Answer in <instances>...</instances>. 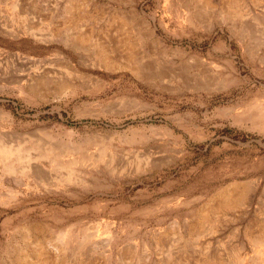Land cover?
Wrapping results in <instances>:
<instances>
[{"label":"rangeland","instance_id":"374dc122","mask_svg":"<svg viewBox=\"0 0 264 264\" xmlns=\"http://www.w3.org/2000/svg\"><path fill=\"white\" fill-rule=\"evenodd\" d=\"M185 1L0 0V142L52 158L36 159L45 179L0 162V264H264V129L249 117L264 106V0H211L198 14ZM69 5L86 18L75 29ZM109 8L139 15L124 26ZM128 34L145 37L129 63L140 74L123 64ZM36 76L53 83L34 91ZM82 154L98 165L80 159L82 182L61 180L53 158ZM241 188L243 202L217 208ZM202 205L207 220L191 228ZM58 231L75 243L63 254L30 239Z\"/></svg>","mask_w":264,"mask_h":264},{"label":"bare ground","instance_id":"6f19581e","mask_svg":"<svg viewBox=\"0 0 264 264\" xmlns=\"http://www.w3.org/2000/svg\"><path fill=\"white\" fill-rule=\"evenodd\" d=\"M96 1V0H95ZM94 0H88V5H90L93 9L97 10V9H103V7L101 8L97 2H95ZM198 1V0H197ZM200 4H199V8L196 9V12L198 14V12L202 11V10H209L208 9V6L210 5V2L211 0H199ZM192 0H186L185 1V4L187 5V3H190L191 4ZM196 3V2H195ZM81 5V4H80ZM79 5V6H80ZM103 5V4H102ZM106 5V4H105ZM201 5V6H200ZM190 5L188 4V8L189 10L191 9L189 7ZM193 7V6H192ZM87 8V7H86ZM107 8V7H106ZM212 8V7H211ZM81 9V8H80ZM80 9L78 8V6H70L67 7L65 9V12H69L71 13L72 10H74L75 12V15H72V17H68V19H65L64 20V23H65V26L69 29H72V28H77L79 27V24L78 22L83 20V19H86L83 17V14L80 12ZM110 9V12L109 10L106 11L108 12L112 17H115V18H120L121 20H123V25H127L128 26V23L130 24H133L131 23V20L134 19L135 17L138 18V13L131 9L127 12H121L119 10H113L112 8V11L111 12V8ZM106 10V9H105ZM83 11V10H82ZM91 11V9H90ZM94 11V10H93ZM187 11V10H186ZM86 12V11H85ZM210 14V13H209ZM200 16V15H199ZM66 17V16H65ZM88 17V16H87ZM144 19V18H143ZM142 19V20H143ZM90 20V19H89ZM141 20V16H140V25H142L144 28H146V24H145V21ZM198 20V19H197ZM114 21V20H113ZM134 21V20H133ZM63 22V21H62ZM71 22H73L72 24H70ZM84 22V20H83ZM82 23V22H81ZM112 23V22H111ZM129 24V25H130ZM78 25V26H77ZM126 26V29L128 28ZM133 27V25H130V30L131 28ZM121 27V26H120ZM125 29V28H123ZM77 30V29H76ZM74 30V31H76ZM129 30V31H130ZM62 31V30H61ZM132 31V30H131ZM250 31V30H249ZM87 32V31H86ZM91 32H92V29H91ZM105 32V31H104ZM125 32V31H124ZM80 33V32H79ZM145 34L146 37H148L150 35V32L148 30L144 31L143 32ZM132 34V33H131ZM131 34H128V37L127 39H125V42H127V52L128 54H126L124 57L125 58V61L123 62L124 66H127L128 68H131V70H133V72H135L136 74H140L141 73V69L142 67L139 65V64H129L130 62H133L134 60H137L138 57L135 56L133 54V51L135 49H133L136 45H143L141 42L145 39L144 36H139L138 38L130 41V37L129 35ZM138 35V34H137ZM87 36V35H85ZM80 38V37H78ZM125 38V37H124ZM78 41V40H77ZM90 41V37L89 38H80L79 41H78V44H88ZM103 42V41H102ZM76 43V42H75ZM91 44V42H90ZM126 44V43H125ZM103 44H101L102 46ZM150 45V44H149ZM160 45V44H159ZM106 46V44H105ZM110 49V48H109ZM145 49V48H144ZM94 50V49H93ZM133 50V51H132ZM95 51V50H94ZM143 51V50H142ZM121 53V52H120ZM95 56H97L100 60H102L104 63H106L107 65L109 66H118L119 64H122V63H117L115 62L113 59L110 58V55L108 54V49H106L105 47H99V48H96V51H95ZM68 58V57H67ZM140 58V57H139ZM69 59V58H68ZM123 60V59H122ZM141 60V59H140ZM139 63V61H138ZM70 69L73 70L74 72H77V73H80V71H78L74 65L72 63H69L68 64ZM122 66V65H121ZM123 68V67H122ZM127 68V69H128ZM112 69V68H111ZM117 69V68H115ZM148 69V68H147ZM144 70V69H142ZM42 71V70H41ZM145 71V70H144ZM52 72V71H51ZM50 72V73H51ZM148 73V72H147ZM42 74V73H41ZM40 74V75H41ZM43 75V74H42ZM54 75V74H53ZM55 76V75H54ZM87 76V74H86ZM89 76V75H88ZM33 77V76H32ZM152 78V77H151ZM188 78V77H187ZM55 79V78H54ZM51 80V79H50ZM53 80V79H52ZM60 80V79H59ZM56 81V79H55ZM53 83V81L51 82ZM49 83L47 77H44V76H36L34 77L33 79H31L30 81V87L32 88V90L34 91H39L41 89H43V87L46 85V84H50ZM197 83V82H196ZM49 85V86H50ZM48 86V87H49ZM53 86V85H52ZM197 86V85H196ZM69 87V83L67 81H64V80H60L59 82H56L54 84V88L56 91H65L67 88ZM47 88V87H46ZM187 88V87H186ZM51 92V91H50ZM40 94V93H39ZM253 109L254 111L249 115L250 119L253 121V123L255 124L256 127L260 128V129H264V106L263 105H259L258 103L254 104L253 106ZM243 115L241 114L240 115H236L235 117L239 120H242L240 117H242ZM44 147L42 149H40L41 145L40 143H35L33 142V144L30 145V148L25 149L23 147H14L12 146L11 144H6V143H3V142H0V162L4 163L7 168L10 170V169H13L14 168V165L17 166L18 168H20L22 171H25V172H28L30 173L32 176L36 177V178H39V179H45L44 178V175H43V166L36 163V159L37 158H48L50 161H52V158H50V149L51 147H45V145H43ZM59 146V145H58ZM31 149H35L37 151H40L39 153H37L36 155L32 154L31 153ZM54 155V154H53ZM52 155V156H53ZM58 154H55V156H57ZM73 155V154H72ZM59 156V155H58ZM78 156V155H77ZM81 156V155H80ZM69 157V156H68ZM75 157V156H74ZM100 157L101 155H99V158H91V156H89L88 154H82V157L81 158H70L68 159L67 161H61V160H58V158H53L54 162H55V159H56V167L57 169H60L59 172L60 174H64L66 173L64 176L63 175H60V179L61 180H65V182H70L72 179L74 180V182H79L81 183L83 179H79L77 177V175L75 174V170L73 168L70 167V165H72L74 162L78 161L81 159V165H83V163L85 161H89L90 164H93L92 166H97L98 162L97 161H100ZM63 158V157H62ZM92 160V161H91ZM93 162V163H92ZM101 164V163H100ZM2 165V164H1ZM3 166V165H2ZM91 166V167H92ZM70 167V169H68ZM5 168V167H4ZM63 168H67V170L62 173L61 169ZM106 169H108L107 167H105ZM76 169V168H75ZM87 170V169H86ZM109 170V169H108ZM89 171V170H88ZM112 172V170H110ZM46 172V171H44ZM98 172V171H97ZM109 172V171H108ZM107 172V173H108ZM105 175V173H104ZM115 177V176H114ZM113 177V179H114ZM20 178V177H19ZM33 178V177H32ZM51 179V178H50ZM53 180V178H52ZM22 181V180H21ZM35 181V180H34ZM38 181V180H37ZM31 183V181H30ZM32 185V184H31ZM224 191V190H223ZM236 193L235 194H231V193H225L224 192H221V194H219V198L216 197V199L218 198L219 200L215 201L217 202V208H221L222 207H229V204L232 205L234 203H241L243 202V200L245 199L246 197V194H247V191L246 189H243L241 188L240 190L238 191H235ZM213 198V196H212ZM215 199V198H214ZM208 201V200H207ZM212 200H210L211 202ZM7 202V201H5ZM12 202V201H11ZM209 202V201H208ZM14 203V201L12 202ZM215 204V203H214ZM9 205V204H8ZM208 205V204H206ZM208 206H211V205H208ZM12 207V206H11ZM10 207V208H11ZM227 207V208H228ZM7 208V207H6ZM202 208H203V205H202ZM216 208V207H215ZM199 210V209H197ZM219 210V209H218ZM1 211V210H0ZM207 209L206 208H203L201 210H199V212L195 215V224L191 226V228H202L207 220L206 216H205V213ZM214 211V210H213ZM210 216V215H209ZM39 225V224H38ZM34 226H35V223H34ZM44 227V226H42ZM41 227V228H42ZM71 227V226H70ZM29 228V227H28ZM31 228V227H30ZM33 228V226H32ZM35 228V227H34ZM33 228V229H34ZM73 228V227H72ZM205 228V227H204ZM38 229V228H37ZM40 229V228H39ZM43 229V228H42ZM50 229V228H49ZM200 230V229H199ZM36 231V230H35ZM38 231V230H37ZM43 231V230H42ZM41 231V232H42ZM45 232V230H44ZM64 232H67V231H58V233L56 235L52 234L51 232H46V233H35L32 235V237L30 236V239L36 244L37 248H38V252H42L43 250L47 249L49 246L51 247H55L56 249L54 250H58L60 252H62L63 254V251H65V249H68L69 247L73 246L75 243L73 241L70 240V238L66 237L65 233ZM195 232V231H194ZM197 232V230H196ZM23 233V232H22ZM260 234L262 235L261 239H259L260 242L264 243V224L261 226L260 225ZM194 235V234H193ZM90 236L91 235H86L84 236V238L79 242V245H83L85 243H87L89 240H90ZM259 236V235H258ZM74 238V237H73ZM28 240V239H27ZM253 240V239H252ZM255 242H256V239H255ZM259 242V243H260ZM108 243V242H107ZM111 243V242H110ZM264 245V244H262ZM27 246V245H26ZM29 246V245H28ZM75 249V248H74ZM37 250V249H36ZM20 251V250H19ZM47 251V250H46ZM57 251V252H58ZM26 253V252H25ZM42 254V253H41ZM46 254V253H45ZM37 255V254H36ZM39 257H40V253H38ZM37 255V257H38ZM59 255V253H58ZM76 255V254H75ZM124 255V256H123ZM132 255V251L130 249L127 248L126 252L123 253L122 255H120L122 258L124 257H131ZM49 256V255H48ZM52 256V255H51ZM63 256V255H61ZM28 257V256H27ZM57 257V256H56ZM60 257V256H59ZM65 257V255H64ZM62 257V258H64ZM120 257V258H121ZM44 258V257H43ZM45 258H47L45 256ZM53 258V257H52ZM121 258V260H122ZM30 259V258H29ZM37 259V258H36ZM48 259V258H47ZM65 259V258H64ZM63 259V260H64ZM205 259V258H204ZM219 259H216V258H213V256H211L209 259H206L204 264H219L218 261ZM46 261V260H45ZM61 261V260H60ZM28 262V261H27ZM32 262V261H31ZM39 264V263H37ZM65 264V263H64Z\"/></svg>","mask_w":264,"mask_h":264},{"label":"crops","instance_id":"0c3cea01","mask_svg":"<svg viewBox=\"0 0 264 264\" xmlns=\"http://www.w3.org/2000/svg\"><path fill=\"white\" fill-rule=\"evenodd\" d=\"M73 39V38H72ZM226 210H228V209H226ZM231 210V209H230ZM223 211H225V210H223ZM219 213V212H218ZM221 213H223V212H221Z\"/></svg>","mask_w":264,"mask_h":264}]
</instances>
